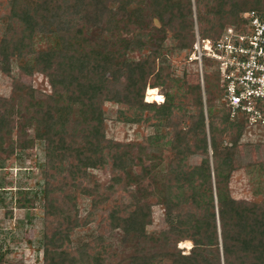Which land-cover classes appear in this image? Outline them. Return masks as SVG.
<instances>
[{
  "label": "trees",
  "instance_id": "16d2710c",
  "mask_svg": "<svg viewBox=\"0 0 264 264\" xmlns=\"http://www.w3.org/2000/svg\"><path fill=\"white\" fill-rule=\"evenodd\" d=\"M250 11L264 0H0V73L12 79L0 162L45 145L43 264H124L106 241L116 231L137 242L128 264H264V163L246 168L253 200L234 197L245 124L222 104L218 76L203 92L174 66L197 33L216 42ZM21 76L45 77L50 93L38 102ZM147 90L159 92L145 102ZM107 103L153 134L109 139ZM155 205L161 232L149 231Z\"/></svg>",
  "mask_w": 264,
  "mask_h": 264
},
{
  "label": "rangeland",
  "instance_id": "374dc122",
  "mask_svg": "<svg viewBox=\"0 0 264 264\" xmlns=\"http://www.w3.org/2000/svg\"><path fill=\"white\" fill-rule=\"evenodd\" d=\"M167 45L174 46L175 42L171 39ZM184 56L174 60L176 76H186L191 83L199 84L196 64L189 63ZM204 67L209 76L214 75L215 64L213 62L204 59ZM14 76H18L16 66ZM21 81L35 88L38 102L44 100L50 93L49 84L43 76L34 78L21 76ZM11 91L12 79L0 73V97L8 98ZM150 91L152 90L146 92L145 102H147V97H149L147 94L149 95ZM104 110L107 136L111 140L133 142L136 138H140L143 132H146L147 135H152L154 132L152 128L144 126L143 119L140 120V126H142L140 130L136 125L119 123L117 121L118 114L125 113V108L119 105L107 103ZM29 136L33 138L34 133L30 132ZM166 156L169 154L166 153ZM44 162L45 145L42 142H37L32 150H18L9 159H3L0 162V264H43ZM201 162V156L191 159L192 165H199ZM260 163H264V130H257L252 134L246 133L239 146L236 156L238 172L232 182L234 197L253 200L249 181L250 174L246 168ZM95 174L102 184L109 183V172L98 171ZM30 200L33 201V205L22 209L24 205H28L27 201ZM85 206L87 207V203ZM166 229L164 209L155 205L153 207V225L149 231L161 232ZM91 231H96L95 225L91 226ZM106 241L125 256L123 263L128 264L131 254L136 249V240L134 238L126 239L121 231H116L109 233L106 236ZM180 248L188 252L191 246L189 244L180 245Z\"/></svg>",
  "mask_w": 264,
  "mask_h": 264
},
{
  "label": "built area",
  "instance_id": "2783aa9c",
  "mask_svg": "<svg viewBox=\"0 0 264 264\" xmlns=\"http://www.w3.org/2000/svg\"><path fill=\"white\" fill-rule=\"evenodd\" d=\"M239 27H229L214 42L197 33L189 63L198 68L199 85L205 92L209 76L204 59L215 64L213 74L220 79L222 104L235 122H244L247 134L264 130V12L250 11Z\"/></svg>",
  "mask_w": 264,
  "mask_h": 264
},
{
  "label": "bare ground",
  "instance_id": "6f19581e",
  "mask_svg": "<svg viewBox=\"0 0 264 264\" xmlns=\"http://www.w3.org/2000/svg\"><path fill=\"white\" fill-rule=\"evenodd\" d=\"M156 93H158V91H150V93H149V99L151 100V97H152V95H154V94H156ZM186 244H189L191 247H192V244H190V243H185L184 245H186ZM188 246V245H187ZM189 248V247H188Z\"/></svg>",
  "mask_w": 264,
  "mask_h": 264
}]
</instances>
